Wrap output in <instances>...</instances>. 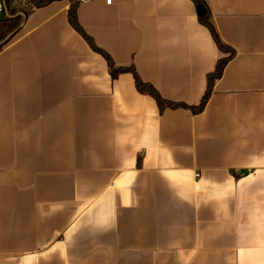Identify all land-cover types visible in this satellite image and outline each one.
Wrapping results in <instances>:
<instances>
[{
  "label": "crops",
  "instance_id": "crops-1",
  "mask_svg": "<svg viewBox=\"0 0 264 264\" xmlns=\"http://www.w3.org/2000/svg\"><path fill=\"white\" fill-rule=\"evenodd\" d=\"M0 12V33L8 16ZM13 0L0 46V264H264V0Z\"/></svg>",
  "mask_w": 264,
  "mask_h": 264
},
{
  "label": "trees",
  "instance_id": "trees-1",
  "mask_svg": "<svg viewBox=\"0 0 264 264\" xmlns=\"http://www.w3.org/2000/svg\"><path fill=\"white\" fill-rule=\"evenodd\" d=\"M54 1H62V0H28V2L33 7H36V8L45 6V5H47L51 2H54ZM66 1H68L70 3L69 8L67 10V18H68L69 24L72 26V28L77 33H79L85 39V41L87 42L89 47L94 52L99 53L100 55L103 56V58L107 62L109 72H110V76L113 79L116 78V76L122 72H127V71L131 72L132 75L134 76L135 85H136V88L138 89V91H140L142 93H147L150 96H152L156 100L157 105L160 108V110H162L165 106H171V107L176 106L174 103L165 101L163 98H161L160 94L157 92V90L152 85L143 82L139 78L137 73L135 72L133 66H131V67H118V66H116L115 63L113 62V60L111 59V57L105 51H103L99 47H97L96 44L94 43L93 39L88 34H86L85 31L81 28V26L78 22V18H77L78 0H66ZM193 1L196 4H199L200 6H202L203 14L200 15L199 20L205 27L208 28V30L210 31V33L212 35V38L216 42L220 51L229 53L227 56L222 57L217 61L215 70L211 74L208 75V77H207V88L204 92V95H203L200 103L197 106L192 108L193 111L195 113H197V112L201 111L202 108L204 107V105H205V103H206V101L210 95L214 81L221 76L225 65L227 64V62L229 61V59L233 55V51L228 46L223 44L220 41V39L218 38V35H217L213 25L211 24L210 13H209V10H208L205 2L203 0H193ZM12 2H13V0H4L3 1L4 6L8 9L9 15H14L16 13V10L14 8H12V6H11ZM24 14H26V12H24ZM4 20L6 22H8V25H7V29L4 32L0 33V42L10 32H12L14 29H16L19 26V24L22 20V17L20 15L13 16V17L6 16V17H4ZM0 46H2V45H0Z\"/></svg>",
  "mask_w": 264,
  "mask_h": 264
},
{
  "label": "water",
  "instance_id": "water-1",
  "mask_svg": "<svg viewBox=\"0 0 264 264\" xmlns=\"http://www.w3.org/2000/svg\"><path fill=\"white\" fill-rule=\"evenodd\" d=\"M195 8H196V12H197V14H199V15H201V14H203V8H202V6H200L199 4H196V6H195ZM5 11H6V13H7V8L5 7ZM7 15H8V13H7ZM9 16V15H8ZM20 16L24 19L25 18V14L24 13H21L20 14ZM11 17V16H10ZM21 25V24H20ZM20 25L16 28V29H14L12 32H10L1 42H0V45L1 44H4L5 42H7V40L8 39H10L12 36H13V34L16 32V30L20 27Z\"/></svg>",
  "mask_w": 264,
  "mask_h": 264
},
{
  "label": "built area",
  "instance_id": "built-area-1",
  "mask_svg": "<svg viewBox=\"0 0 264 264\" xmlns=\"http://www.w3.org/2000/svg\"><path fill=\"white\" fill-rule=\"evenodd\" d=\"M106 4H110L111 3V0H105ZM3 9V6H2V3H0V12L2 11Z\"/></svg>",
  "mask_w": 264,
  "mask_h": 264
}]
</instances>
